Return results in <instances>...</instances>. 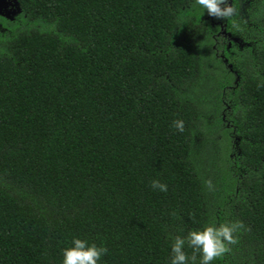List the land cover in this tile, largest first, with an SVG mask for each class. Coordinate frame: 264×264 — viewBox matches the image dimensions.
Returning <instances> with one entry per match:
<instances>
[{
    "label": "trees",
    "instance_id": "1",
    "mask_svg": "<svg viewBox=\"0 0 264 264\" xmlns=\"http://www.w3.org/2000/svg\"><path fill=\"white\" fill-rule=\"evenodd\" d=\"M17 3L0 15V264H62L73 237L106 246L101 264H169L175 236L236 221L214 264H264V0L225 20L195 0Z\"/></svg>",
    "mask_w": 264,
    "mask_h": 264
},
{
    "label": "clouds",
    "instance_id": "2",
    "mask_svg": "<svg viewBox=\"0 0 264 264\" xmlns=\"http://www.w3.org/2000/svg\"><path fill=\"white\" fill-rule=\"evenodd\" d=\"M195 6L206 11L209 16L225 20L234 13L229 0H195ZM178 132L184 131L182 120L173 121ZM154 191L167 192L165 183L151 182ZM243 228L240 221L222 223L216 226L209 223L202 230H191L185 236H175L170 245L169 264H214L228 252L229 245L237 243V231ZM186 249H191V255ZM108 253L106 246H98L87 239L73 237L70 245L62 249V264H101L102 257Z\"/></svg>",
    "mask_w": 264,
    "mask_h": 264
},
{
    "label": "rangeland",
    "instance_id": "3",
    "mask_svg": "<svg viewBox=\"0 0 264 264\" xmlns=\"http://www.w3.org/2000/svg\"><path fill=\"white\" fill-rule=\"evenodd\" d=\"M210 91H211V89H209L208 91L206 90V91L202 92V94L201 93L200 94L202 95L201 97L208 96L209 97V102L208 103L211 105L212 102L210 101V99H211L210 98ZM215 136L216 137H219V135H217V134ZM206 137H207V135L204 136V135L201 134L200 139H199V142H198V143H200V145L198 146V148H200L201 152H203L202 153V158H203V156L206 155L205 153H207V152L209 153L211 151V148L212 147L215 148L214 147V144H212V141H207ZM219 141H218V145H219ZM217 149H219V146H217ZM205 150H207V152H205ZM215 152L218 153V151H215Z\"/></svg>",
    "mask_w": 264,
    "mask_h": 264
},
{
    "label": "flooded vegetation",
    "instance_id": "4",
    "mask_svg": "<svg viewBox=\"0 0 264 264\" xmlns=\"http://www.w3.org/2000/svg\"><path fill=\"white\" fill-rule=\"evenodd\" d=\"M17 6L15 5V3L12 2H8L6 1V6L4 8V13L2 15H9L14 13L17 10Z\"/></svg>",
    "mask_w": 264,
    "mask_h": 264
},
{
    "label": "water",
    "instance_id": "5",
    "mask_svg": "<svg viewBox=\"0 0 264 264\" xmlns=\"http://www.w3.org/2000/svg\"><path fill=\"white\" fill-rule=\"evenodd\" d=\"M6 1H8V2H12L13 1L15 3V5L17 6V8H18L17 0H0V15L4 13V8L6 6Z\"/></svg>",
    "mask_w": 264,
    "mask_h": 264
}]
</instances>
